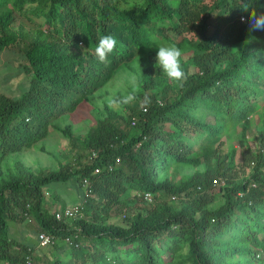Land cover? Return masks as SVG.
Returning <instances> with one entry per match:
<instances>
[{
    "label": "trees",
    "instance_id": "obj_1",
    "mask_svg": "<svg viewBox=\"0 0 264 264\" xmlns=\"http://www.w3.org/2000/svg\"><path fill=\"white\" fill-rule=\"evenodd\" d=\"M250 2L264 13V0H0V52L17 46L27 76L20 96L0 92V264L31 263V248L8 233L9 221L28 216L53 237L49 246L70 241L43 264H264V29L238 19ZM13 10L39 17L44 32L19 37L10 29ZM104 35L118 43L101 63L95 47ZM172 43L194 49L182 65L187 78L174 85L160 80L156 63L157 46ZM133 61L152 92H138L124 112L107 109L83 135L62 129L78 147L76 166L33 172L14 161L2 171L7 156L43 139L53 121ZM233 129L238 149L221 152ZM208 152L213 162L198 170ZM171 166L196 169L173 182L164 175ZM83 178L89 192L80 217L56 220L43 208L44 187L76 188ZM213 178L222 180L220 202L210 193ZM131 206L138 210L124 215ZM116 213L124 224L109 221Z\"/></svg>",
    "mask_w": 264,
    "mask_h": 264
},
{
    "label": "rangeland",
    "instance_id": "obj_2",
    "mask_svg": "<svg viewBox=\"0 0 264 264\" xmlns=\"http://www.w3.org/2000/svg\"><path fill=\"white\" fill-rule=\"evenodd\" d=\"M1 13H3L2 8H0ZM12 17L13 20L10 24V29L17 33L19 37L21 36V38L26 36L27 38L25 40L34 36L38 31L44 32L39 17L30 15L28 12L17 13L16 10L12 11ZM193 50V48H187L182 51V65L186 64L188 56ZM23 63L22 53L18 50L17 46L6 48L0 52V92L4 93V95L18 97L25 89L27 76H24L21 71V65ZM194 70L195 68L192 65H188V74ZM159 78L170 85H174L173 81L168 79L163 71ZM138 92L150 93L152 89H143L141 86V70L137 61H133L121 67L104 86L88 95L84 101L78 104L73 112L64 114L53 121L48 128L47 135L43 139L37 141L24 152L7 156L1 162L2 171H5V167L11 168L14 161L21 162L33 172L56 169L59 165L67 162L76 166L72 159L76 155L78 147L70 145L63 136L62 129L68 127L72 134L83 135L95 124L97 118L105 114L107 109L124 112V106L132 103H110L111 101H118L119 98L127 96L128 94H134L136 96ZM260 103L264 105V93L260 97ZM257 117V115L252 117L247 130V139L251 147H253V139H255L256 135ZM238 134L239 129H233L225 134L220 139V151L225 152L231 147L238 149ZM236 154H238V151ZM238 159V155H236V160ZM212 162L211 153L208 152L205 154L202 163L197 169L203 170L207 164H211ZM195 169L192 167L171 166L164 175L171 179V181L176 182L180 177L192 173ZM242 175L240 174L237 180H241ZM43 190V208L49 214L59 209L61 205L67 207L79 204L83 200V188L81 186L75 188V186H71L70 184L65 185L59 183L48 185ZM210 193L213 194L216 202H220L218 188L214 187ZM172 202L175 203L176 200H172ZM137 210L135 206H131L126 208L123 213L129 216ZM122 215L120 213L113 214L109 221L115 224H124ZM38 232L39 228L30 216L8 222L9 237L15 242L25 244L31 248L32 260L30 264H43L47 260L50 261L54 256H59L60 250H64L67 247L59 239H56L52 246L38 247L36 242V234ZM260 255L261 253L259 257Z\"/></svg>",
    "mask_w": 264,
    "mask_h": 264
},
{
    "label": "clouds",
    "instance_id": "obj_3",
    "mask_svg": "<svg viewBox=\"0 0 264 264\" xmlns=\"http://www.w3.org/2000/svg\"><path fill=\"white\" fill-rule=\"evenodd\" d=\"M252 2L244 4L241 8L248 13L247 18L241 17L242 23H249L250 30L264 29V13L257 14L255 8H251ZM118 41L112 35H104L100 37L97 46L95 47V55L99 62H107L109 56L116 50ZM81 49H85L83 43L80 45ZM156 61L168 79L173 82H182L187 78L186 71L182 67L181 60L183 56L182 49L176 44H167L157 46ZM136 99L134 94H128L119 98L118 101H111L110 103L129 104ZM147 102V98H145Z\"/></svg>",
    "mask_w": 264,
    "mask_h": 264
},
{
    "label": "built area",
    "instance_id": "obj_4",
    "mask_svg": "<svg viewBox=\"0 0 264 264\" xmlns=\"http://www.w3.org/2000/svg\"><path fill=\"white\" fill-rule=\"evenodd\" d=\"M241 17L242 16L238 18L240 21H241ZM142 110L144 111L145 109ZM115 162H117V159L115 160ZM96 171L97 169H94V172ZM221 184H222V180L220 178H213L211 180L212 187H218ZM81 187L83 188V196H85L89 192L87 180L85 178L82 179ZM141 197L148 204H151L153 202V196L149 192H144ZM170 199L174 200L175 198L170 197ZM81 208H82L81 204H74L67 207H63L61 209H56L52 211V214L56 220L77 218L81 216ZM36 242L38 247H47L53 243V237L50 234L41 231L37 233ZM64 242L68 244L70 243L67 237L64 238ZM24 264H30L29 257H25Z\"/></svg>",
    "mask_w": 264,
    "mask_h": 264
}]
</instances>
